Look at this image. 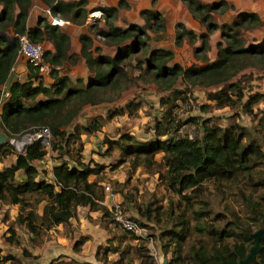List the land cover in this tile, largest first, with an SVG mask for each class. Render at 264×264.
<instances>
[{"label": "rangeland", "instance_id": "rangeland-1", "mask_svg": "<svg viewBox=\"0 0 264 264\" xmlns=\"http://www.w3.org/2000/svg\"><path fill=\"white\" fill-rule=\"evenodd\" d=\"M86 1L85 19L91 14L94 17H89L85 27H81L82 30L78 26L76 32L79 30V35L83 34L91 39L90 49L93 56L113 57L121 46L126 44L130 46L131 38L128 35L144 29L142 26L146 15L140 13L143 9L157 12L164 19L165 28L156 32L145 29L144 35H141L140 31V44H137L134 51L130 47L122 51V54L126 55L120 61L119 71L106 85L95 86L86 94H76L67 98L61 109L51 111L39 124L48 126L50 123L69 119L67 124L59 127L69 134L76 124L84 125L96 116L105 119L108 113L119 107L124 108L122 114L106 120L95 133L91 135L81 133L74 147L79 150L84 164L90 167L94 163L102 166L101 169L98 168L96 174L90 175L88 180L97 181L99 193L103 196V205L109 209L118 204L123 212L141 227V236L132 237L114 225L111 214L102 216L100 212L89 211L85 207H77L65 226L41 228L33 234L24 225H17L12 221L11 209L16 207H7V204L0 202V218L3 221L1 228L4 230L3 236L0 235V245L6 246L5 250L0 249V257L11 256L10 260L2 259L1 263L18 264V259L24 261L29 258L23 254V250L28 253L27 247L37 243L46 248L43 245L46 242L53 252H45L42 259L62 251L66 252V257L73 256L70 245L84 235L88 241L82 247L84 251L75 254L80 262L92 261L96 256L97 261L102 264H138L139 256L148 254L155 264H163L162 262L174 264L176 258L172 254L175 252L174 243L178 242L181 260L175 264H190L192 248L201 247L209 253L215 245L207 233L210 227L224 232L232 229L239 234L235 227L236 219L254 234L258 230V222L253 219L252 209L264 210V186L257 185L259 180L264 179V97L251 105L250 109H246L242 104L254 93L264 94L263 63L258 62L256 57L252 60L245 57L236 63L237 69L233 74L231 69L227 81L205 85L206 81L203 79L194 80L195 75H191L190 78L179 75L172 82V86L166 88L169 77L155 79L153 76L155 69H147L150 52L154 49L171 51L172 58L165 62L166 66L176 63L182 68L198 67L215 60L216 44L224 45L220 29L217 27L208 34V50H204L200 48L198 37L205 30L204 26L192 18L181 0H122L114 13L107 11L106 8L115 6L118 0ZM199 1L212 4L220 0ZM224 1L226 5L222 11L216 9L211 13V22L219 26L222 23H229L238 11L256 12L260 18V26L246 32L244 40L246 43L264 41V0ZM51 17L47 18L49 24H52ZM106 22H111L121 30L132 25H135L136 29L123 34L121 38L125 36L126 38L119 40L118 37L102 35L101 32L109 31ZM149 22L152 25L154 23L153 20ZM7 25V32L12 35V28L10 25L7 28ZM187 31H191L194 36L191 37ZM177 32H182L179 42L176 40ZM41 44L43 45V42ZM43 61L47 63L44 59ZM84 62L79 54H72L61 62L56 72L59 76H66L69 79L70 88L82 89L85 82L94 76L95 71L107 70L105 64H92L89 70ZM52 70L53 67L49 66V73L46 76L48 78L42 79L47 86L52 82L49 79ZM76 79L80 81L77 82ZM236 87L238 90L233 91ZM220 88H227L229 97L234 100L240 96V101L235 100L230 105H219L215 100L207 98L208 94H213ZM174 90L181 92L177 99H172ZM37 98L39 99L36 100H44L42 96ZM29 103L31 101L26 102ZM15 121L20 126L18 125L14 132L10 130L12 138L20 139L30 134L32 124L22 123L21 117ZM156 124L167 134L157 137L154 132ZM202 124L229 129L231 132L238 131L241 127L244 132L241 145L255 144L259 148V153L250 155L251 159L246 163V167L237 169L231 179L206 180L194 188L182 191L181 195L174 194L167 188L169 174L162 162L161 153L152 156L153 163L150 167L141 165L132 167L130 164L132 155L125 154L108 143L115 141L121 134H127L138 141L153 140L156 137L160 140L184 136L198 138ZM0 131H3L1 126ZM53 140L52 138L50 148L45 150L46 160L50 164L65 160L72 165L65 155L52 149ZM9 145L12 152L9 156H16L18 152L13 145ZM9 162L8 157L2 158L0 167ZM40 173L46 177V169ZM105 186H108L109 191H105ZM39 198L40 196L33 194L26 196L32 205L31 209L37 215L41 214L45 203V200L38 201ZM8 227L13 230L12 238L16 243L5 242L4 239L10 236L7 232ZM180 231L184 233V237L178 241L175 234ZM234 240L236 239L228 238L225 242L232 243ZM8 247L10 251H6ZM163 249L167 250L166 254L162 252ZM15 252L21 256L16 257Z\"/></svg>", "mask_w": 264, "mask_h": 264}, {"label": "trees", "instance_id": "trees-1", "mask_svg": "<svg viewBox=\"0 0 264 264\" xmlns=\"http://www.w3.org/2000/svg\"><path fill=\"white\" fill-rule=\"evenodd\" d=\"M181 1L192 18L204 26L205 30L198 36L200 48L208 50V34L217 27L220 29V36L224 41V45L216 44V58L212 62L187 68H182L176 63L166 66L165 62L172 58L171 51L166 49L152 50L149 54L147 69H155L153 74L155 79L169 77L166 88H170L174 79L179 75L187 78L195 75L194 80L201 81L203 79V81H206L205 85L227 81V78L231 75V69L233 74L237 69L236 63L245 57L248 60L256 57V60L263 63L264 66V41L246 43L244 40L246 32L260 26V18L256 12L238 11L229 23H222L217 26L211 22V13L216 9L222 11L226 5L224 0L212 4L203 3L199 0ZM40 2L48 9L52 17L73 24H82L85 21L86 11L84 6L86 0H40ZM121 3L122 0H118L115 6H109L106 9L114 13ZM30 4V0H0V86L7 82L10 68L17 55V38L15 34L24 32L33 42L50 41L53 51L44 50L43 59L54 69L51 71L52 82L49 86H44L37 71L28 64H26L24 81L12 80L9 82V97L2 104L0 116L2 129L6 134L11 133L10 130L14 132L18 129L20 125L15 121L18 117H21L24 124L45 126L39 123L51 111L61 109L67 98L76 94H86L88 90L95 86L106 85L119 71L120 61L126 55L122 54V51L127 47L132 48L134 51L137 44H140V31H142L141 35H144L145 29L156 32L165 28L164 19L157 12L150 9L141 10L140 13L146 15V18L143 19L144 25L142 27L144 29L140 28L141 30L137 33L129 34L128 36L131 38L130 46L128 44L121 46L113 57L93 56L90 49L91 39L86 35H79L80 49L78 54L84 59L88 69L90 70L92 64H105L107 70L106 72L95 71L94 76L86 82L84 87L76 90L69 87V79L66 76H59L56 72L61 62L72 55L67 54L69 48L67 35L58 26L49 24L44 18H40L34 27L26 28L25 20ZM151 20L154 21L153 25L149 22ZM41 24L42 26H40ZM6 25L7 28L9 25L11 26L12 35L7 32ZM106 26L109 31L106 33L101 32L102 35L118 37L119 40L126 38V36L121 38L123 34L136 29V26L132 25L121 30L113 26L111 22H106ZM187 34L191 37L194 36L191 31H187ZM181 37L182 32H177V42ZM159 60L162 62H158ZM35 81H37V84L33 85ZM76 81L79 82L80 80L76 79ZM236 90H238V87L233 89V91ZM227 91V88H220L213 94H208L207 98L215 100L219 105H230L235 100L240 101V96H237L234 100L229 97ZM173 93L172 99H177L181 92L174 90ZM38 95H42L44 100L34 101ZM263 97L264 94L254 93L248 96L242 106L250 109L251 105L257 103ZM27 101H31V103L26 104ZM123 111L124 108L119 107L108 113L105 119L96 116L84 125L76 124L72 133L69 134L59 128L61 125L67 124L69 119L45 126L54 139L52 149L60 151V154L65 155L73 163L69 165L65 160H62L53 165L51 168L52 183L35 180L37 171L32 162L41 159L45 155V150L38 141L26 145L23 153L16 154L15 161L10 167L0 170V202L18 206L14 218L17 225H24L30 233L36 234L41 228L48 229L59 224H68L77 207H86L89 211H99L102 216L110 214L109 209L102 203L103 196L99 193L97 181L88 180V177L96 174L98 168L101 169L102 166L96 163L92 167L84 164L79 150L74 147V144L81 133L85 135L95 133L106 120L122 114ZM154 132L157 137L167 134V132L160 130L157 124ZM243 133L241 127L238 131L231 132L229 129H220L202 124L198 138L184 136L168 137L160 140L156 137L153 140L138 141L127 134H121L115 141H109L108 143L110 146H116L125 154H131L130 164L132 167L140 165L150 167L153 163L152 156L161 153L162 162L169 174L167 188L174 194L181 195L182 191L194 188L206 180L225 181L231 179L237 169L246 167V163L251 159L250 155L259 153V148L252 143L241 145ZM11 154L10 145L7 142L1 143L0 160ZM17 170L23 172L21 181L14 178ZM257 185L264 186V179L259 180ZM32 194L40 196L38 201L45 200L40 215H37L31 209L32 205L26 199L27 195ZM252 212L254 214L253 219L258 222V230L264 229V210L253 208ZM235 221V227L239 234H236L232 229L224 232L210 227L207 233L214 240L215 245L212 246L209 253L201 247L192 248L190 264H238L240 260L245 258L249 248L253 245L252 233L249 229L244 228L238 220L235 219ZM182 223L183 221L180 222V224ZM7 232L10 233V236L4 239L5 242L8 244L16 243L12 238L14 235L13 230L8 227ZM130 235L134 237V234ZM175 235H177L178 241L184 237L182 231ZM228 238L236 240L227 243L225 241ZM84 240L85 237H79L72 244V249L77 251ZM174 247L175 252L172 255L176 258L175 262H178L181 260L178 253L179 243H174ZM22 252L29 258H36V256L30 255L24 250ZM162 252L166 254L167 250L163 249ZM2 259L10 260L11 256L4 255L0 257V264H2ZM46 264H73V262L61 260V257L58 256L49 260ZM138 264L155 263L150 255L142 254L139 256ZM250 264H264V236L260 237L257 252Z\"/></svg>", "mask_w": 264, "mask_h": 264}, {"label": "crops", "instance_id": "crops-1", "mask_svg": "<svg viewBox=\"0 0 264 264\" xmlns=\"http://www.w3.org/2000/svg\"><path fill=\"white\" fill-rule=\"evenodd\" d=\"M31 1V4H30V7L28 9V13H27V17H26V20H25V27L26 28H31V27H34L36 25V23L40 20V18H44L47 20V18H50L51 15L46 11V7L40 2V0H30ZM64 1H70V0H64ZM92 15V14H91ZM89 15L87 17V19H85L86 21H84L81 25H73V24H69L68 21L66 20H61V24H58V27L59 29L64 32L67 37H68V40H69V48L67 50V54H78L79 53V49H80V43H79V33L80 31L78 30L76 32V29L78 28L79 26V29L82 30L81 27H85V25L88 23L89 21V17H94V16H91ZM43 45H44V48L45 50H48L50 52L53 51V48H52V45L50 43V41H47V40H44L43 41ZM92 55H94L92 53ZM82 60L84 61V59L82 58ZM17 64H15V67H14V70L9 74L8 76V79H7V82H10L12 80H18V81H24L25 77L23 76L25 73H26V65L24 63L23 60L19 59L17 62ZM85 63V62H84ZM60 67V66H58ZM84 69L87 70L86 67H84ZM22 77V78H21ZM45 78H48V77H45V76H42L40 79H41V82H42V79H45ZM49 79L52 81L51 77H49ZM86 83V82H85ZM37 84V81H35L33 83V85H36ZM42 84L44 86H47L45 83L42 82ZM38 96H42V95H38ZM37 96V97H38ZM35 98L36 99H39V98ZM43 97V96H42ZM38 101V100H36ZM46 156L47 154H45L41 159L39 160H34L32 162L33 166L35 167L36 171H37V175L35 177V180H44L45 182L47 183H52L53 182V178H52V174H51V168L53 165H56L58 163H53V164H50V162H48L46 160ZM9 158V163L5 166H1L0 167V170L6 168V167H10L14 161H15V156H6ZM5 157V158H6ZM1 165V163H0ZM43 169H46V177H43L42 173H40V171L42 172ZM19 176V177H17ZM14 178L17 180V181H21L22 178H23V172L21 170H17L14 174ZM55 189H57L55 187ZM6 204V203H5ZM10 205V206H9ZM3 207V205L1 206ZM7 207H16L15 209H11L12 211V214L10 215L11 218L13 219L12 221H14V218L16 216V213L18 211V206L16 204H7ZM43 207V206H42ZM86 208V207H85ZM8 209V208H7ZM96 212V211H94ZM99 212V211H98ZM70 221V220H69ZM59 225H66V224H59ZM3 226V221L1 220L0 218V228ZM57 226V225H56ZM3 228L0 229V235L3 236V232L4 230H2ZM29 237V236H28ZM82 237V236H81ZM83 237H86L83 235ZM78 239V238H77ZM76 239V240H77ZM76 240H74L73 242H75ZM87 241V237L85 238L84 242L79 246L78 250L77 251H74L72 249V244L70 245V249H71V252H72V255L73 256H70V257H66L65 254L66 252L62 251V252H57L56 255L54 256H49V258H43V255L45 252H53V250H51V248H48L50 246H48L49 244L46 242V243H43V245H45L46 248H43L41 244H36V245H33L31 244L30 247H27V252L32 255V256H36L37 258L35 259H25L24 261L22 259H18V264H46L49 260L53 259V258H56L58 256L61 257V260H65V261H72L73 264H102L101 262L99 263L96 259V256L93 258V262L91 260H87V261H79L77 258H76V255L75 254H81L84 249L82 248L84 246V243ZM88 242V241H87ZM22 246L23 245V242H21ZM7 245V244H6ZM5 247L6 246H2L0 245V249H3L5 250ZM10 247L6 248V251H10L9 249ZM12 252V251H11ZM70 252V253H71ZM63 254V255H61ZM67 255V254H66ZM15 256L16 257H20L21 255L16 253L15 252ZM139 262V261H138Z\"/></svg>", "mask_w": 264, "mask_h": 264}, {"label": "built area", "instance_id": "built-area-1", "mask_svg": "<svg viewBox=\"0 0 264 264\" xmlns=\"http://www.w3.org/2000/svg\"><path fill=\"white\" fill-rule=\"evenodd\" d=\"M46 11L49 13L48 9H46ZM51 19L52 25H58L57 22L60 20H57L55 17H51ZM15 36L17 38V55L10 68L9 74L14 70L15 64H17L16 62L21 59L24 61L25 65L28 64L37 71L40 78L42 76L46 77L49 73V65L43 61V52L45 50L43 45L31 41L25 32L15 34ZM8 85L9 82H5L0 86V116L2 104L9 97ZM0 126L2 129L1 118ZM30 129V134L22 136L20 139L12 138L11 133L8 132V134H6L4 130L2 132L0 131V133L7 136L5 142L13 145L18 153H23L25 146L34 141H38L44 150H48L52 139L49 130L45 126H33ZM105 191H109L108 186H105ZM109 213L112 216L114 225L121 228L124 232L141 236V227L135 220L127 216L118 204H114L112 208H109Z\"/></svg>", "mask_w": 264, "mask_h": 264}, {"label": "water", "instance_id": "water-1", "mask_svg": "<svg viewBox=\"0 0 264 264\" xmlns=\"http://www.w3.org/2000/svg\"><path fill=\"white\" fill-rule=\"evenodd\" d=\"M6 139H7V136L0 133V144L4 143ZM262 236H264V229H259L254 234H252L253 245L249 248L247 256L243 258L242 260H240L238 264H250L251 263V261L254 259V256L257 252L258 245H259V239ZM162 263L164 264V262Z\"/></svg>", "mask_w": 264, "mask_h": 264}, {"label": "bare ground", "instance_id": "bare-ground-1", "mask_svg": "<svg viewBox=\"0 0 264 264\" xmlns=\"http://www.w3.org/2000/svg\"><path fill=\"white\" fill-rule=\"evenodd\" d=\"M95 16H96V15H95ZM57 24H61V22H60V21H58V22H57Z\"/></svg>", "mask_w": 264, "mask_h": 264}]
</instances>
